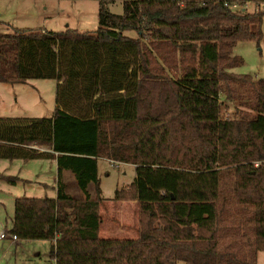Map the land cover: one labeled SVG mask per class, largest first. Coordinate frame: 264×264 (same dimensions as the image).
I'll return each mask as SVG.
<instances>
[{"label": "trees", "instance_id": "obj_1", "mask_svg": "<svg viewBox=\"0 0 264 264\" xmlns=\"http://www.w3.org/2000/svg\"><path fill=\"white\" fill-rule=\"evenodd\" d=\"M116 1L121 13L110 10ZM260 4L97 0L94 32L0 33L1 82H57L51 116L0 117V158L46 157L57 167L55 196L15 197L8 231L49 240L53 264H256L264 79L232 69L243 63L235 44L261 38ZM99 158L134 165L113 199L138 202L135 239L98 236ZM62 170L82 198L65 191Z\"/></svg>", "mask_w": 264, "mask_h": 264}, {"label": "rangeland", "instance_id": "obj_2", "mask_svg": "<svg viewBox=\"0 0 264 264\" xmlns=\"http://www.w3.org/2000/svg\"><path fill=\"white\" fill-rule=\"evenodd\" d=\"M109 7L114 13L122 12L119 1ZM256 7L250 2L245 10L253 11ZM260 7L264 8V4H260ZM97 8V0H0V33L10 32L13 28L94 32L97 28ZM125 34L135 35L133 31H126ZM233 54L240 56L243 63L232 71L264 79V14L258 44L255 41H238L233 47ZM56 83L54 78H32L14 83L0 81V117L51 116L55 107ZM230 105L223 107L224 114H230ZM55 173L56 169L50 158H0V175L19 178L13 184L0 176V224L11 227L15 197H53L56 193ZM134 176L135 168L132 164L111 163L100 158L98 160L99 186L104 199H112L116 189L128 187ZM64 181L67 182V192L70 195L82 198V193L68 170ZM88 191L93 193V184H89ZM6 246L8 253L4 254ZM49 247L50 241L47 239H19L16 243L0 239V264H52ZM177 264L185 263L178 261ZM256 264H264V250L257 252Z\"/></svg>", "mask_w": 264, "mask_h": 264}, {"label": "crops", "instance_id": "obj_3", "mask_svg": "<svg viewBox=\"0 0 264 264\" xmlns=\"http://www.w3.org/2000/svg\"><path fill=\"white\" fill-rule=\"evenodd\" d=\"M47 29H43V31ZM106 159V158H100ZM54 163L57 178V167L55 159H51ZM108 160V159H106ZM110 161V160H108ZM67 176V170L61 171V179L65 184L67 192V182L64 181ZM89 186V185H88ZM88 189V187H87ZM56 192V190H55ZM68 193V192H67ZM91 195L93 193L89 192ZM55 196V195H53ZM79 198V197H77ZM100 223L98 228V236L103 239H135L138 236V202L136 200H115L104 199L99 204ZM7 230V226H4ZM6 241L13 243L6 239ZM4 254L8 253V247H4ZM52 262V261H51ZM53 264V263H52Z\"/></svg>", "mask_w": 264, "mask_h": 264}, {"label": "built area", "instance_id": "obj_4", "mask_svg": "<svg viewBox=\"0 0 264 264\" xmlns=\"http://www.w3.org/2000/svg\"><path fill=\"white\" fill-rule=\"evenodd\" d=\"M249 3L250 2H246L243 5H240L237 2H232L230 4V7L232 9L246 8V5ZM34 147H36V146H34ZM40 149H43V148H40ZM111 163H113V162L111 161ZM0 239H7L13 243H16L19 240L18 237L14 233L9 232L2 224H0Z\"/></svg>", "mask_w": 264, "mask_h": 264}]
</instances>
